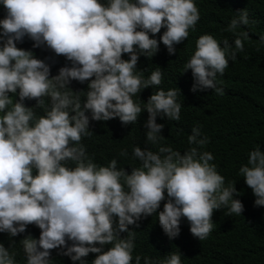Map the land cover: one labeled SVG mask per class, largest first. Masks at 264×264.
I'll list each match as a JSON object with an SVG mask.
<instances>
[{"label":"clouds","instance_id":"clouds-1","mask_svg":"<svg viewBox=\"0 0 264 264\" xmlns=\"http://www.w3.org/2000/svg\"><path fill=\"white\" fill-rule=\"evenodd\" d=\"M0 2L7 10L0 20V232L15 237L30 224L41 229L39 239L29 235L21 240L27 264H51V250L61 246L67 248L64 255L80 264H86L82 258L89 253H102L93 264H132L135 232L128 226L156 214L165 192L168 199L158 221L170 239L179 236L182 217L202 241L213 230L214 210L226 209L227 216L243 213V203L234 198L240 195L235 185L225 184V177L210 163L213 154L203 150L210 141L201 126L192 127L183 153L161 144L164 125L156 118L180 120L178 91L159 89L143 107L133 99L142 89L162 83L159 69L147 79L136 72L141 54L151 58L159 51L160 42L150 33L166 27L160 39L168 53L175 54V45L188 38L200 19L194 0ZM250 23L255 21L250 22L246 10L231 19L226 31L234 37V45L225 38L222 47L209 34L197 39L182 72L192 71L193 92L214 89L217 95L224 94L217 75H223L229 59L235 61L244 51L249 32L238 29ZM25 36L35 41L34 47L46 45L73 66L50 77L49 64L17 47ZM260 40L264 42V35ZM125 53L130 59L122 58ZM72 80H90L83 103L80 92L69 87ZM17 90L19 100L14 102L9 93ZM45 97H50V106ZM25 99L37 104L28 107ZM37 108L44 114L37 116ZM89 110L93 120L119 117L125 125L135 123L147 110L146 143L157 150L135 146L132 157L141 164L130 174L118 168L116 159L97 165L81 143L92 135ZM119 154L127 157L128 151ZM239 175L252 189L255 205L264 206V150H251ZM121 232H128L127 238H120ZM68 240L73 241L70 247ZM97 243L112 247L102 252ZM14 258L15 253L0 244V264H15ZM141 259L137 255L135 264ZM144 264L156 262L145 257ZM161 264H181V255L171 253Z\"/></svg>","mask_w":264,"mask_h":264},{"label":"trees","instance_id":"trees-1","mask_svg":"<svg viewBox=\"0 0 264 264\" xmlns=\"http://www.w3.org/2000/svg\"><path fill=\"white\" fill-rule=\"evenodd\" d=\"M200 19L195 29L189 30L186 40L176 44L175 54H169L161 37L167 30L162 28L160 33H150L157 39L159 51L148 58L141 54L137 63L136 72L142 73L147 79L152 71L159 69L162 72V83L159 86H149L137 93L133 99L142 107L159 89L165 91L176 89L179 93L177 102L181 104V118L171 121L166 116L158 115L156 122L163 124L161 144L170 145L174 150L183 153L188 147L187 138L194 125L201 126L203 136L209 138V143L203 150L213 154L219 174L225 177V184H233L240 193L234 198L241 200L244 211L241 215L227 216L226 209L214 210L213 230L205 240L192 235L190 223L181 218L179 236L170 239L158 221V213L163 211L167 203L161 202L156 214L142 216L137 224L129 225V231L135 232L133 261L141 256L150 258L156 264H161L171 253L181 255V264H264V206L255 205V195L247 186L245 178L239 175V168L248 161L251 150L260 147L264 150V42L260 36L264 35V0H194ZM246 10L249 20L255 21L249 25H241L238 31H248L249 39L244 41V51L238 53L237 59H229V65L223 75H217V86L224 89V94L217 95L214 89H205L193 92L195 83L192 71L183 72L184 64L190 60L196 50L197 39L204 34L212 35L223 47V40L228 38L234 45V37L226 31L231 19ZM7 15V10L0 2V20ZM139 30V29H138ZM2 33V27H0ZM6 39V38H5ZM3 41H0L2 44ZM17 47L33 52L38 59L50 65V77L58 74L62 67H72V62L63 55H57L46 45L34 47L35 41L25 36L17 41ZM259 49V50H258ZM123 59H130L125 53ZM94 79V77H93ZM89 81L72 80L69 87L80 92L81 101H86V91L89 90ZM70 89V90H71ZM16 94L9 93L13 100H19ZM45 104L50 106V97H45ZM25 105L33 107L35 99H25ZM37 116L44 114L43 108L35 109ZM74 114V113H71ZM86 115L90 119V137H83L81 143L86 146L89 156L100 166H106L112 159L117 160L118 168H125L130 174L132 167H139L141 162L133 159L132 150L135 146L151 148L146 143V123L149 117L147 110L141 112L135 123L123 124L119 117L108 121L91 119V111ZM122 149H127L128 156H121ZM156 151V147H152ZM70 167L75 164L69 162ZM35 172V170H34ZM118 225V217L114 218ZM41 229L35 224L27 226L26 231L11 237L7 232H0V244L10 252L15 253V264H27V257L21 240L27 236L39 239ZM120 238H127L128 232H121ZM73 241L68 240L70 247ZM102 252L109 250L112 245H100ZM67 250L61 246L50 252L51 264H80L63 253ZM102 253H89L82 258L86 264H93L95 258Z\"/></svg>","mask_w":264,"mask_h":264}]
</instances>
